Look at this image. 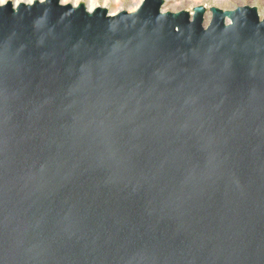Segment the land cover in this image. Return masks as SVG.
<instances>
[{"label":"water","instance_id":"95a60500","mask_svg":"<svg viewBox=\"0 0 264 264\" xmlns=\"http://www.w3.org/2000/svg\"><path fill=\"white\" fill-rule=\"evenodd\" d=\"M0 4V264H264V17Z\"/></svg>","mask_w":264,"mask_h":264},{"label":"rangeland","instance_id":"374dc122","mask_svg":"<svg viewBox=\"0 0 264 264\" xmlns=\"http://www.w3.org/2000/svg\"><path fill=\"white\" fill-rule=\"evenodd\" d=\"M12 1L14 4L20 2L30 3L34 0H0V4ZM144 0H61L62 4H86L91 9L94 7H106L111 15H115L122 11L130 13L135 12L139 5ZM205 6L207 14L205 18V25H207L212 18L210 9L218 7L223 10H233L240 6H253L259 9L261 17H264V0H165L162 7L163 12H180L189 11L193 13L195 7Z\"/></svg>","mask_w":264,"mask_h":264},{"label":"bare ground","instance_id":"6f19581e","mask_svg":"<svg viewBox=\"0 0 264 264\" xmlns=\"http://www.w3.org/2000/svg\"><path fill=\"white\" fill-rule=\"evenodd\" d=\"M35 1V0H34ZM34 1H32V2H34ZM32 2H30V3H32ZM21 3V2H20ZM2 4H4V3H2ZM95 8V7H94ZM91 9H93V8H91Z\"/></svg>","mask_w":264,"mask_h":264}]
</instances>
